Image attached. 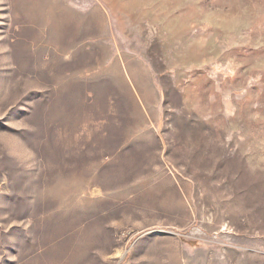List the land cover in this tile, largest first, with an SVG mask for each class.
<instances>
[{
	"label": "rangeland",
	"instance_id": "obj_1",
	"mask_svg": "<svg viewBox=\"0 0 264 264\" xmlns=\"http://www.w3.org/2000/svg\"><path fill=\"white\" fill-rule=\"evenodd\" d=\"M0 264H264V0H0Z\"/></svg>",
	"mask_w": 264,
	"mask_h": 264
}]
</instances>
